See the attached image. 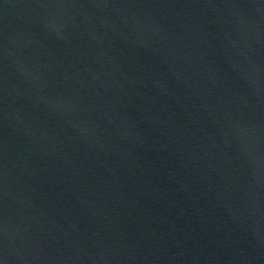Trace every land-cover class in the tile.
<instances>
[{
  "label": "water",
  "instance_id": "1",
  "mask_svg": "<svg viewBox=\"0 0 264 264\" xmlns=\"http://www.w3.org/2000/svg\"><path fill=\"white\" fill-rule=\"evenodd\" d=\"M0 264H264V0H0Z\"/></svg>",
  "mask_w": 264,
  "mask_h": 264
}]
</instances>
